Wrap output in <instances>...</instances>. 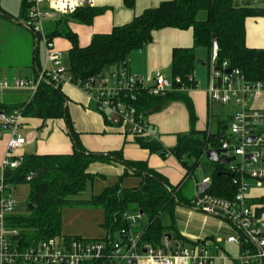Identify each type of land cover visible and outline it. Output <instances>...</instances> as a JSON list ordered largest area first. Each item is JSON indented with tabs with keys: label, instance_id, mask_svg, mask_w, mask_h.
I'll return each instance as SVG.
<instances>
[{
	"label": "trees",
	"instance_id": "16d2710c",
	"mask_svg": "<svg viewBox=\"0 0 264 264\" xmlns=\"http://www.w3.org/2000/svg\"><path fill=\"white\" fill-rule=\"evenodd\" d=\"M124 2L128 7H133L135 0ZM24 8L25 10L27 8L26 0ZM201 12L207 13L205 20L198 19ZM263 14L264 8L237 6L233 0H170L144 11L126 25L115 27L109 34L95 35L90 45L84 48L79 46L77 36L68 27V20H64L65 25L53 36H61L71 42L68 70L77 82L106 74L112 67L126 70L131 52L150 44L156 31L165 28L192 29L194 46L173 51L169 92L165 96L156 97L149 95L147 89L143 88L137 91L135 100L123 101L133 106L139 114H149L169 102L183 101L194 124V107L181 92L197 88L194 77L196 49L206 48L211 56L213 44L216 42L219 47L218 68H221L223 62H227L230 70H239L249 83L264 80V49L247 47L245 28L247 18ZM94 17L95 12L91 8L79 10L70 16L72 20L86 24H91ZM177 79L180 82H177ZM61 88L41 83L31 101L15 107L24 108V116L38 117L44 121L65 119L75 147L71 155H26L22 168L11 173L13 176L9 181L14 185H30L28 198L30 204L35 205L34 210L29 209V215L14 217L16 224L24 228L22 235L29 241L58 237L61 234L62 209L69 206H89L105 211V226L111 234L109 235L111 240H114L113 235L116 231L120 233L127 227V215L142 214L143 220H146L142 244L158 247L167 231L175 228V225L166 228L161 222V216L168 213L174 221L175 207L180 203L176 189L170 187L159 173L124 160L121 152H112L108 155L87 152L80 144L68 113L65 112L67 99ZM3 108L0 106V112L7 113ZM222 125L223 129L228 128L226 122ZM224 138L226 136L220 132L212 134L208 130L204 132L192 130L190 134L179 135L174 148H164L160 142L148 139L137 138V141L143 148L159 152L164 158L169 154L175 156L182 162L187 175L190 176L200 165L203 155L210 149L220 148ZM114 161L122 162L129 169L135 166L134 173L142 177L141 185L135 189H124L119 185L108 187L103 193L88 201L70 199L80 194L87 181L91 180L92 175L88 173L91 164ZM212 165L215 166V171L208 192L216 197L233 199L237 186L233 183L227 165L220 163ZM37 169L45 171L42 178L27 183L25 181L27 175L35 173ZM127 176L128 172H125L123 177ZM258 202L264 205V198ZM257 212L262 216L264 207ZM177 237L181 239L178 234ZM183 240L187 242L186 239Z\"/></svg>",
	"mask_w": 264,
	"mask_h": 264
},
{
	"label": "built area",
	"instance_id": "2783aa9c",
	"mask_svg": "<svg viewBox=\"0 0 264 264\" xmlns=\"http://www.w3.org/2000/svg\"><path fill=\"white\" fill-rule=\"evenodd\" d=\"M96 0H26L28 27L45 44V63L38 80H1L0 89L27 90L29 101L33 99L41 83L55 87L73 84L84 91L96 109L109 124L129 126L130 134L136 138L159 141L142 114L123 100L133 101L139 89H147L151 96L161 97L169 92L166 78L157 74L151 87L143 85V79L131 75L127 70L92 76L75 81L63 62V54L53 40L45 34L44 21L54 15L71 16L84 7L92 8ZM219 47L213 44L210 65L208 95L211 102L229 104L236 102L241 110L229 120L231 139L224 140L220 157L236 158L227 165L228 172L237 186L233 199L211 195L208 190L211 179L195 184V195L191 206L208 216L224 218L230 222L236 234L227 237V243L237 246L239 258L225 253L218 238L213 242L195 243L188 247L182 239L172 241L164 238V247L142 244L143 215L126 216L127 227L120 231V241H90L82 238H47L29 241L16 224L17 200L15 185L9 181L11 173L22 168L25 154L22 152L27 140L20 134L23 127L24 108L10 113L0 112V141L7 129L9 138L5 157L0 163V264H264V218L258 215L262 207L252 202L251 191L264 188V110L250 107V100L264 93V80L255 83L245 81L239 70H230L228 63L217 66ZM177 82H180L177 79ZM28 101V102H29ZM112 101L114 102L112 104ZM125 106L121 112L119 105ZM251 137L255 140L249 141ZM247 156L251 158L246 159ZM240 159V160H239ZM35 173L27 175L30 183Z\"/></svg>",
	"mask_w": 264,
	"mask_h": 264
},
{
	"label": "crops",
	"instance_id": "0c3cea01",
	"mask_svg": "<svg viewBox=\"0 0 264 264\" xmlns=\"http://www.w3.org/2000/svg\"><path fill=\"white\" fill-rule=\"evenodd\" d=\"M166 1L170 0H135L134 6L128 7L124 0H96L95 6L91 8L95 12V17L93 18L91 24L82 23L79 20H72L70 16L54 15L47 19L43 26L48 23L55 24L56 30L47 36L53 40L56 48L60 50L62 54L67 52L69 55L72 48L71 42L64 37L53 36L57 30H60L65 25L64 20H68V27L77 36L79 46L84 48L90 45L92 38L95 35L109 34L115 27H120L130 23L135 17L144 13V11L156 8L161 3ZM234 1L235 0H233V3ZM237 6H250L263 9L264 0H258L256 5H254V1L252 0L248 3L244 2L243 4ZM85 8L89 7H84L82 9ZM0 10L2 11L0 16L5 17V15H7L6 18L9 19V15L5 13L3 9ZM202 13H205V15H201ZM206 17V12H201L198 15L199 20H205ZM245 28L247 47L253 49H264V14L247 18ZM26 30L32 33V45L35 49L33 58L29 61V65L25 68L32 71V73L26 74L24 79L36 81L38 80L40 69L45 63V60L44 62L39 60L40 43H43V41L40 40L32 30L28 28H26ZM193 46L194 35L192 29L179 30L175 28H165L156 31L153 33V41L150 44L146 45L142 49L131 52L128 57L126 70L131 75L141 77L145 87H151L153 85V79L157 74L163 75L170 83L172 80L171 67L174 49L192 48ZM209 56L210 54L206 48L196 49L194 77L197 81V88L187 89L181 92L189 99L194 107V124L191 121L189 109L183 101L169 102L158 110H154L149 114H142L145 122L149 124L152 131L159 135L158 142H160L161 146L164 148H174L177 145L178 136L190 134L192 130L199 132L208 130L212 134L220 132L226 136L224 140L232 138L230 131L228 130L227 132L226 129H223V122H221L216 132L210 128L211 123L209 119L213 118L214 115L217 116V113L214 111V104L221 103L210 101L207 88L204 85V80L202 77L201 80L198 75V73H200V69L197 67L208 66L210 81L211 56ZM68 64L65 65L68 67ZM120 70L121 68L112 67L107 73L112 74ZM13 71L14 70L9 71L8 77H6L5 80L11 82L14 79H22L16 77ZM1 73L2 69L0 68V74ZM167 77H171V80ZM151 81L153 83H151ZM6 91L7 90L0 89V106L4 107L3 109L7 113L13 111L15 107L29 101L30 92L27 90H12L16 92H23L27 95H5L4 92ZM61 91L67 99L65 103L66 111L73 130L77 134L80 144L87 152L106 155L112 152H121L124 160L136 163V165L145 169H150L155 172L159 171L157 173L165 179L169 186L176 189L180 203L175 207V215L176 212L182 210L183 208L187 209L188 211H185L186 216L190 219V221L199 224V227L196 228L199 232V237L197 239H190L188 236L181 233L176 226L172 230L167 231L165 237L175 241L179 239L177 237L178 234L182 240L186 239L187 242H190L189 240H196L200 244H206L213 242L218 238L222 239L225 236L227 237L236 234V230L233 225L224 218L208 216L201 211L194 209L190 205L195 195V184L199 183L198 181H195L193 184L190 182L195 172L201 166L206 153L203 155L198 168H196L190 176L187 175L186 171L183 180L177 184V182L174 181H178L182 175V169L177 162L178 158L176 160L171 158L167 162L163 163L159 157L150 154L149 151L146 150L147 148H143L138 143L137 138L130 134L129 126L122 125V123H107L104 116L96 109L90 97L75 85L66 84L62 86ZM250 107L255 110H264V93L253 98L250 103ZM223 117L225 120L226 117ZM228 120L229 118L227 121ZM68 131V124L65 119H51L44 121L38 117H32L29 115L25 116L20 134L27 140V145L24 147L22 152L25 155L38 156L71 155L74 153L75 147ZM2 132L4 137L0 141V163L5 157L9 138V131L7 129L3 128ZM26 134L28 136H26ZM212 163L214 162H211V167L214 173L215 166L212 165ZM259 165L264 166V163H260ZM133 167L134 168L129 169L120 161H114L113 163L98 162L91 164L88 168V173L92 175L91 180L87 181L84 190L80 194L75 197H71L70 199L88 201L103 193L106 188L115 185H119L124 189L138 188L142 183V177L134 173L136 168L135 166ZM125 172H128L127 177H123ZM174 176L176 177V180H174ZM20 185L24 184L15 185V187ZM17 189L14 190V194L15 197L20 200L21 196L18 194L19 191ZM251 197L254 204L264 207L263 204L258 202L260 199L264 198V188H254L251 191ZM63 209L68 211H64ZM63 209L61 211L62 225L61 234L58 236L59 238L68 239L77 237L90 241H106L109 238V235H111L105 226L106 214L104 210L89 206H69ZM69 209L71 211H69ZM100 211L103 212V215L99 213ZM64 212H66L67 215ZM83 215H91L94 220L98 217L100 219L103 216L101 226L104 228L106 235L103 238H89L88 236L87 238L86 236L84 237L81 235V230H78L76 221L83 217ZM262 217L264 218V214ZM145 227L146 220L144 219L141 229L143 230ZM168 235H170V237ZM164 238L161 240V244L158 247H164ZM197 242H192V246ZM220 263L223 262L221 261Z\"/></svg>",
	"mask_w": 264,
	"mask_h": 264
},
{
	"label": "rangeland",
	"instance_id": "374dc122",
	"mask_svg": "<svg viewBox=\"0 0 264 264\" xmlns=\"http://www.w3.org/2000/svg\"><path fill=\"white\" fill-rule=\"evenodd\" d=\"M249 1H252V0H246V1L245 0H235L234 4L241 5L244 2L248 3ZM253 1H254V5H256L258 0H253ZM0 9H3L4 12L9 15V19H12V20H9L8 18H6L7 15H5V17L0 16V68L2 69L0 78L1 80H5V78L8 77L9 71L14 70L13 72L16 77L24 79L26 74L32 73V71H29V69H25V68L27 65H29L28 64L29 61H31V59L33 58L34 49H35L32 45L33 43L32 33L26 30V28L28 29L30 28L27 26L28 21L26 18V10L24 8V0H0ZM0 12L2 11L0 10ZM201 15H205V13H202ZM44 28H45L46 35H50L56 30V26L53 23L45 24ZM44 49H45L44 43H40L39 60L42 62H44L45 60V52H44L45 50ZM63 62L64 64L69 63V55L67 52L63 53ZM197 67L200 69V73H198L199 78L200 79L201 77L203 78L204 85L207 88V92H208L209 90L208 66L207 67L197 66ZM167 78L171 80V77H167ZM151 83L153 82L151 81ZM4 93L5 95H10V94L24 95L26 94L23 92H16L12 90H7ZM251 101L252 100H250V103ZM241 108L242 107H240L235 101L225 106L221 104H214V111L215 113H217V116L214 115L213 118L209 119L211 123L210 128L216 132L221 122H224V121H226V124L229 127L230 117L238 113L241 110ZM223 116L226 117L225 120L223 119L224 118ZM228 118L229 120L227 121ZM226 130L228 132L229 128H226ZM26 136L28 135L26 134ZM146 150H148L150 154H153L159 157V159L163 163L167 162L171 158L175 160L177 159L176 157L170 154L166 156V158H164L159 152H152L149 149H146ZM177 162L182 169V175L178 181H174V182H177V184H179L183 180L186 170L182 162H180L178 159H177ZM259 164L260 162L258 163V165ZM212 177H213V170L211 167V162L205 156L202 160L201 166L195 172L190 183L193 184L195 181L202 183L205 179L207 178L212 179ZM173 178L174 180H176L175 176ZM16 189L19 191L18 194H20L21 196L20 200L16 198L17 203H18L17 210H16L17 214L18 216H27L29 215L30 202H29L28 196L30 192V185L29 184L20 185V186L15 187V190ZM66 209H63V210L68 211ZM183 209L176 212L174 221H172L170 214L164 213L161 216V222L165 227H171L172 225H175L181 233L185 234L190 239L191 238L197 239L199 237V232L198 230H196V228L199 227V224H196V222L190 221V219L185 214L186 213L185 211H188V210L185 208ZM69 211L71 210L69 209ZM64 213L67 215L66 212ZM99 213L102 214L103 212L100 211ZM102 221H103V216L100 219L98 217L94 220L92 219L91 215H88V216L83 215V217L78 219L76 223L78 225V230H81V235H83L84 237L88 236L89 238H103L106 235V232L104 228L101 226ZM20 227L22 228L24 232V228L22 226ZM217 236H220V235H217ZM227 237L225 236L222 238L223 239L222 246L224 250L226 251L225 253H229L234 258H239V250L237 246L228 244ZM113 239L114 241H120L119 231H116L114 233ZM189 241L190 242H187L188 247L192 246V242H197L196 240H189Z\"/></svg>",
	"mask_w": 264,
	"mask_h": 264
},
{
	"label": "water",
	"instance_id": "95a60500",
	"mask_svg": "<svg viewBox=\"0 0 264 264\" xmlns=\"http://www.w3.org/2000/svg\"><path fill=\"white\" fill-rule=\"evenodd\" d=\"M12 20V19H10ZM169 85V83H168ZM114 102L112 101V104ZM119 108H120V111L121 112H124L125 111V106L124 105H119ZM66 112V110H65ZM255 140V137H251L249 139V141H253ZM222 153V150L220 149H212V150H209L206 152V157L211 161V162H214V163H220V164H224V165H228L230 164L231 162H234L236 161V158H230V159H227V158H224V157H220V154ZM251 157L250 156H247L246 159L249 160ZM45 171L43 169H37L35 171V175H34V179L35 180H39L42 178V176L44 175ZM35 208V205L34 204H29V209L30 210H34ZM170 237V235H168ZM133 261H130L129 264H132Z\"/></svg>",
	"mask_w": 264,
	"mask_h": 264
}]
</instances>
